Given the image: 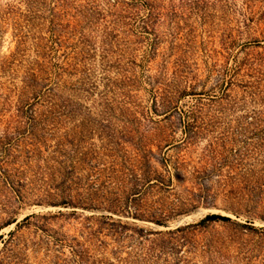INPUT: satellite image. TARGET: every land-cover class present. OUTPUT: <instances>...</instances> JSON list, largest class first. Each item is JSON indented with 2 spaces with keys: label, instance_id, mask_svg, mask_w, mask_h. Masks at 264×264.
Segmentation results:
<instances>
[{
  "label": "rangeland",
  "instance_id": "1",
  "mask_svg": "<svg viewBox=\"0 0 264 264\" xmlns=\"http://www.w3.org/2000/svg\"><path fill=\"white\" fill-rule=\"evenodd\" d=\"M130 1L0 0V264H264V0Z\"/></svg>",
  "mask_w": 264,
  "mask_h": 264
},
{
  "label": "trees",
  "instance_id": "2",
  "mask_svg": "<svg viewBox=\"0 0 264 264\" xmlns=\"http://www.w3.org/2000/svg\"><path fill=\"white\" fill-rule=\"evenodd\" d=\"M180 2V6L182 8H188V7H198V8H204L206 6H208V3L205 0H178ZM119 2V1H118ZM133 5H140L142 8H144L145 10H147L150 13V17L153 16V14H159L157 12L161 11L160 6L158 5V0H134V1H130ZM129 3V4H131ZM176 7V6H173ZM146 18V19H150ZM159 18V17H158ZM253 65L250 64L248 67V72H250V74H248V76H252V74H256V71L253 69L252 67ZM238 69H241V67H239ZM236 71V70H235ZM255 72V73H254ZM259 72H257L258 74ZM261 74V73H259ZM261 77L257 76V82H261L263 81L262 75H260ZM253 78H256V76H254ZM188 93V91H185L183 94ZM161 95V106L164 110V115L166 117L170 116L172 113L177 112L179 110V107L177 106V101H175V98L173 97H169V95H165V93H160ZM188 95H192L195 96L197 94H188ZM182 96H187V95H182ZM157 103V100H156ZM254 118L256 121H261V115L258 116L257 113H254ZM187 119V122L184 120ZM181 121L184 124V135H185V139L183 140V143L185 142H189L196 136V133L194 132V123H193V117L192 115H186V116H182L181 115ZM258 123V122H257ZM165 149L170 150L171 148L174 147V144L171 143V141L165 140ZM152 155V152H151ZM151 173V171H150ZM146 180L151 179V177L149 176H145ZM155 183H152V181H149V185L153 186V185H157V184H161L162 186H164V183L162 181L156 180L154 181ZM157 224L160 225L161 221H156ZM218 222H231L230 218L227 217H222L220 215H209L207 216L205 219H203L200 223L196 224V225H189L186 226L184 228H178L175 231H172L169 233L170 235V239L169 240H165V239H160V240H156L152 242V246L151 248L148 250V253L146 254V258L145 260L148 261L149 264H170V259L173 260L178 258L179 252L177 251V244L180 242V239H182V242L186 241V239L184 237L182 238H178L177 235L179 234H183L185 232H188L190 230H195L197 228H202L204 231L209 229L212 223H218ZM152 235L156 236V235H160V233H151ZM177 236V237H176ZM181 245H183V243H180ZM178 260H181V258ZM177 264V263H175Z\"/></svg>",
  "mask_w": 264,
  "mask_h": 264
}]
</instances>
